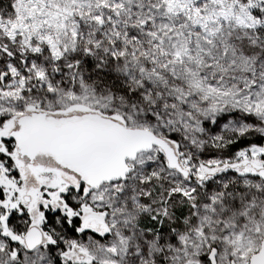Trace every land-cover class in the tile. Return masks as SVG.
I'll return each mask as SVG.
<instances>
[{"label":"snow or ice","instance_id":"1","mask_svg":"<svg viewBox=\"0 0 264 264\" xmlns=\"http://www.w3.org/2000/svg\"><path fill=\"white\" fill-rule=\"evenodd\" d=\"M0 264H264V0H0Z\"/></svg>","mask_w":264,"mask_h":264}]
</instances>
